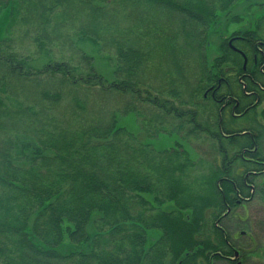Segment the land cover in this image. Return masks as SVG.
<instances>
[{
    "label": "trees",
    "instance_id": "trees-1",
    "mask_svg": "<svg viewBox=\"0 0 264 264\" xmlns=\"http://www.w3.org/2000/svg\"><path fill=\"white\" fill-rule=\"evenodd\" d=\"M239 1L0 0V264H245L264 16L225 39Z\"/></svg>",
    "mask_w": 264,
    "mask_h": 264
},
{
    "label": "rangeland",
    "instance_id": "rangeland-1",
    "mask_svg": "<svg viewBox=\"0 0 264 264\" xmlns=\"http://www.w3.org/2000/svg\"><path fill=\"white\" fill-rule=\"evenodd\" d=\"M232 9H234L233 14L243 16L244 21L235 23L230 29H227L226 34L223 36L225 39L229 38L235 32L234 30H240L244 26L253 27L264 16V0H240ZM7 20V14L4 15L3 13L0 16V35L6 26ZM224 29L226 30L225 25L221 30L223 31ZM213 41L214 44L211 45L209 50L211 58L216 54L220 39L216 36ZM85 48L95 55L97 66L101 70L109 72L107 60L95 48L88 47V45ZM263 107L264 104L259 106V111ZM120 124L129 130L137 132L138 136L143 140L146 139V136H143L138 130V124L133 116H123L120 119ZM160 141L156 139L152 143H155L154 145L157 144L156 147L158 145L160 147L163 144ZM258 185L259 192L244 206L239 207L233 217L224 221V227L232 235L241 254L245 256V260H243L245 264H264V177L260 179V184ZM149 233L150 241L156 239L159 235L158 231H149ZM66 245L70 246L68 243Z\"/></svg>",
    "mask_w": 264,
    "mask_h": 264
},
{
    "label": "flooded vegetation",
    "instance_id": "flooded-vegetation-1",
    "mask_svg": "<svg viewBox=\"0 0 264 264\" xmlns=\"http://www.w3.org/2000/svg\"><path fill=\"white\" fill-rule=\"evenodd\" d=\"M237 256L239 257V254H238ZM240 259H241V261H242V259H243L241 255H240ZM239 264H242V262H241V263H239Z\"/></svg>",
    "mask_w": 264,
    "mask_h": 264
},
{
    "label": "water",
    "instance_id": "water-1",
    "mask_svg": "<svg viewBox=\"0 0 264 264\" xmlns=\"http://www.w3.org/2000/svg\"><path fill=\"white\" fill-rule=\"evenodd\" d=\"M232 41H233V39H231V41L229 42V44H231V43H232ZM245 63H246V61H245Z\"/></svg>",
    "mask_w": 264,
    "mask_h": 264
}]
</instances>
